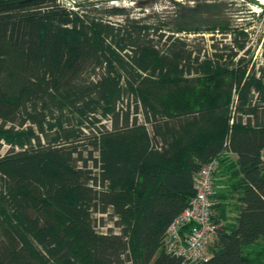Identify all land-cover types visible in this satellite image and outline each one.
Wrapping results in <instances>:
<instances>
[{
	"label": "trees",
	"instance_id": "obj_1",
	"mask_svg": "<svg viewBox=\"0 0 264 264\" xmlns=\"http://www.w3.org/2000/svg\"><path fill=\"white\" fill-rule=\"evenodd\" d=\"M133 1L0 0V264H183L165 231L213 158L196 264H264V30L230 12L264 4Z\"/></svg>",
	"mask_w": 264,
	"mask_h": 264
},
{
	"label": "built area",
	"instance_id": "obj_2",
	"mask_svg": "<svg viewBox=\"0 0 264 264\" xmlns=\"http://www.w3.org/2000/svg\"><path fill=\"white\" fill-rule=\"evenodd\" d=\"M260 158L264 161V149ZM216 168L215 158L201 165L194 177V194L166 228L164 248L179 256L183 264H196L209 256L208 244L216 234L211 219ZM185 224L189 225L187 230Z\"/></svg>",
	"mask_w": 264,
	"mask_h": 264
},
{
	"label": "rangeland",
	"instance_id": "obj_3",
	"mask_svg": "<svg viewBox=\"0 0 264 264\" xmlns=\"http://www.w3.org/2000/svg\"><path fill=\"white\" fill-rule=\"evenodd\" d=\"M63 4L65 5H69L72 4V0H61ZM95 2L97 5H101L102 3H107V4H122L128 7H131V14L133 15H141L142 12L139 10V7L136 5L137 3H135L133 0H90ZM259 3L264 4V0H258ZM190 2V1H188ZM138 3H142V0H140ZM240 8V7H239ZM172 9V5L171 2L168 0H154L153 2H151V4L146 6V11L147 13L149 12H161L163 13L165 10H171ZM251 11H253L255 13V15H252L250 13H252ZM230 12L233 13H237L234 15H239L240 18L243 19H249L250 20V29H251V38L253 39V41H255L260 33V31H262L264 29V7H261V4H257L254 2L251 3H246V5H244V8L241 9H231ZM262 12V14H260L258 17V13ZM242 21V20H241ZM244 21V20H243ZM189 37H192L193 34H187ZM218 37H221L220 34H218ZM224 39H227V37H225ZM201 42H210V38L208 34H205L203 40H200ZM203 44V43H201ZM258 48V50H257ZM260 57V47L257 46L255 51H254V58L257 60H259L258 58ZM148 91H150V96L151 98H154V100L158 101L159 98L161 97V89H159L158 87H152L151 89H148ZM105 123H108V120H104ZM8 148L7 144H3L0 147V152H5ZM108 223H110V221H107ZM99 229H105L103 226L99 225L98 226ZM264 245V241H262V244Z\"/></svg>",
	"mask_w": 264,
	"mask_h": 264
},
{
	"label": "crops",
	"instance_id": "obj_4",
	"mask_svg": "<svg viewBox=\"0 0 264 264\" xmlns=\"http://www.w3.org/2000/svg\"><path fill=\"white\" fill-rule=\"evenodd\" d=\"M216 175H217V173H216Z\"/></svg>",
	"mask_w": 264,
	"mask_h": 264
}]
</instances>
